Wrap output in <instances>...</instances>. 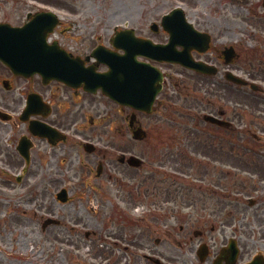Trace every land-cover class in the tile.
Instances as JSON below:
<instances>
[{
    "label": "flooded vegetation",
    "instance_id": "flooded-vegetation-1",
    "mask_svg": "<svg viewBox=\"0 0 264 264\" xmlns=\"http://www.w3.org/2000/svg\"><path fill=\"white\" fill-rule=\"evenodd\" d=\"M59 4L62 7L65 6L62 0H0V14L5 18L12 11L17 14L24 11V19H27V15L31 12L46 10V8ZM149 27H145L144 37L153 36V38L158 39L162 34L165 35L163 29L157 28L152 33ZM106 28L110 29L109 43L111 35L122 27L119 24H113ZM136 34L139 35V33ZM83 42L85 43V40ZM100 43L102 42L98 41L91 48ZM84 47L86 48V45ZM207 58L212 60V57ZM214 60L218 61L219 59L215 58ZM153 63L159 67L165 64V62L156 61ZM4 79L9 82L10 87L7 89L0 85V106L12 115L8 121H0V130L3 128L0 131V166L4 170L14 172L22 163L30 164L31 161L40 165L42 163L41 158H38L36 153L33 155L36 147L34 145L35 140H41L36 136L32 139L34 143L30 149L29 161L24 160L17 151V144L23 133L21 130L22 122L19 118L24 97L28 92H34L43 97L44 100H48L47 102L50 104L51 113L45 118L46 122L66 132L64 140H58L55 143L47 142L51 156L46 170L49 173V178L39 181L42 186L58 188L65 186L64 184H69L66 202L74 205V200H81L83 196L89 198L92 191L97 189L99 185L117 184L125 181L129 184L134 175L139 174V168L130 167L126 163L127 155L133 154L132 134L138 126H141L139 119L130 121L131 115L134 114L132 108L122 107L118 109L117 104L111 105L105 97L88 94L81 87L70 88L57 81H50L44 85L39 77L35 81H31L35 79L34 77L23 79L0 64V83ZM22 80L28 81V84L23 83ZM215 82L218 88L222 87L219 81ZM156 102L158 110L164 107L163 98H159ZM198 109L196 106L193 113L194 120L200 112ZM210 110L209 113L220 118L227 116V110L220 106L212 107ZM138 114L141 116L150 115L144 112ZM149 127V125L143 127L146 130L147 138L150 137L151 141H159V144L163 146L164 139L167 137L164 136L160 139L164 135L161 132L163 127L153 129L152 132H150ZM212 127L218 130L219 134L222 133L221 126L212 124ZM24 128L28 132L27 123H24ZM117 131L120 133L118 134ZM156 131L157 133H155ZM216 135L218 136V134ZM85 142L93 144L90 145L91 152L86 151ZM223 142L220 140L216 143L218 147L213 148L214 144L212 143H203L201 146L198 144V140L194 141L193 139L190 142L192 154L190 158L183 155L181 160L177 159L184 151L181 148L175 153L177 157L166 159L159 154L158 165L145 166L148 169L146 178L155 180L158 176L164 181L170 179L172 186V189H170L171 186L168 188L166 194L164 189L152 188L150 193L153 196L154 211L148 213L146 218L170 226L171 223L169 222L171 221H194L218 217L223 210L221 195L225 172H228L226 168L229 166V151L224 147ZM7 144L8 146H6ZM108 148L113 151H109ZM58 154L63 155L61 159L65 161V169H60L58 164L60 156ZM178 160L180 163L184 162L182 163L184 165L178 164ZM169 162L171 163L169 164ZM167 170L173 173H167ZM55 172V176L50 174ZM65 172L68 174L65 175ZM66 177L67 180H65ZM97 193L95 191V194ZM184 224L183 226V224L178 223V229L167 228L163 241L159 239L158 243L162 242L163 247L167 240L169 244L176 243L185 254L179 255L180 253L175 252V250L160 252L141 242L120 248V255L116 254V256L109 258L106 263L104 260H100L99 264H174V262L180 261L181 257L183 258L181 262L188 264L187 261L189 260H187L186 255L188 251H192L194 248L197 232L195 233L196 228H189L187 223ZM166 236H169L167 240L165 239ZM150 251L153 254L158 252L159 256L165 260L153 261L151 258L153 254L150 255ZM114 252L115 247L108 250L110 255H115Z\"/></svg>",
    "mask_w": 264,
    "mask_h": 264
},
{
    "label": "rangeland",
    "instance_id": "rangeland-1",
    "mask_svg": "<svg viewBox=\"0 0 264 264\" xmlns=\"http://www.w3.org/2000/svg\"><path fill=\"white\" fill-rule=\"evenodd\" d=\"M187 1V5L191 6L186 11L188 13V18L194 20V16L191 13L195 14L196 8L198 12L201 13L198 15H206L210 19L207 24L216 38V41L214 42L215 46H221L223 41H240V58L235 65V68L237 71L245 73V77L257 80L264 88V61L261 62V65L260 60L257 64H248L243 55V51L256 48L255 46L258 45L262 51L261 57L264 60V44L258 39V37L264 39V21L258 22V20L254 19L253 21H250L247 18L246 20H242L243 22L237 23L234 21L235 19L231 17L229 10L222 12L216 5L209 4V0ZM151 2L152 0H149V4H152ZM146 4L148 3L146 2ZM255 5L256 2L253 6ZM248 8L249 5H245V8L241 7L243 11L241 14L248 16ZM257 10L259 11L258 6ZM195 24L201 23L196 21ZM174 75L176 78L183 79L189 88V85L192 82L189 73ZM167 91L171 92L170 89ZM263 97L262 99L252 98L247 95L242 96V98L237 96L233 97L238 102L241 101V99L244 101L242 104L240 103L241 108L245 106V109L243 108V112H245V118H243V121L246 123V139L244 140L250 143H247V145L254 143V148L257 150V154L246 152V166H243L241 162L236 161L239 166H243L242 170L245 171L241 174L242 178L245 180V184L242 183L240 179L237 182L238 184L233 185L230 183V203L227 208L230 209L232 214H236L234 219L239 217L242 218L243 221L246 220L244 218L247 217V214L261 212V206L256 205L247 207L243 204L245 196L257 197L264 202V137H262L263 140L261 141H254L252 140L253 138L249 136L250 132L260 133L261 136H264ZM188 103H190V100H188L185 105ZM237 106L239 107V105L233 102V100L229 103L231 109ZM189 120L190 118L188 116L176 115L175 121L177 123L175 124L174 129H172L168 120L164 122V125L166 131L169 132L172 129L171 133H175L179 132L177 128L183 129L186 124H189ZM234 135H236V133ZM135 151H140L138 145L135 147ZM39 172V174H41V169ZM45 174L46 173L44 172V175ZM27 177L28 174L22 182L11 183L5 176L0 175V264H58L59 262L61 264H83L85 261L86 264H91L92 259L86 253L93 250L92 246H94L97 241L95 231L101 229V227L106 224L109 225L110 221L107 220V216H101L100 211H92L93 209L90 210L89 205L85 204L87 210L82 213L84 228L81 226V230L68 232L67 226H51L50 228H55L56 233L57 231H60L61 233H50V228L42 229V222L46 215H40V212H34L33 204H30L29 208L27 206L28 204L23 201V198H26L29 192L33 190L30 186L32 178L29 177L28 182L30 184H27ZM4 185L7 187L10 185L14 188H7ZM113 190L115 192L117 189L113 188ZM118 191H124L126 195L125 190L118 189ZM48 197L49 198L42 200L44 204L42 212L45 210L47 202L51 203L49 206L52 207V210H54L55 213L65 211L50 198V195ZM139 202H141V200H139ZM131 203L132 202L129 198H117L105 204L106 209L104 212L109 214L119 211L127 214L135 212L131 209ZM95 204L97 203L95 202ZM65 209L67 211L68 207ZM26 221L28 223L26 224L27 226L20 224ZM116 224V226H113L114 229H128L124 226L125 223L123 222L117 221ZM252 225L257 228L256 223H253ZM92 231H94V234L91 233ZM84 232L89 233L88 238H85L86 236ZM60 239H64L65 242H61ZM70 242L72 243L69 244ZM60 259H62V261Z\"/></svg>",
    "mask_w": 264,
    "mask_h": 264
}]
</instances>
